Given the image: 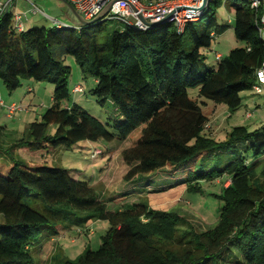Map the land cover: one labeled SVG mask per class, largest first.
Returning <instances> with one entry per match:
<instances>
[{
	"label": "trees",
	"instance_id": "16d2710c",
	"mask_svg": "<svg viewBox=\"0 0 264 264\" xmlns=\"http://www.w3.org/2000/svg\"><path fill=\"white\" fill-rule=\"evenodd\" d=\"M223 1L211 0L182 31L167 22L139 29L123 20H114L122 24L120 29H108L105 16L88 25L54 18L49 26L34 23L18 30L10 6L0 15L3 86L12 91L22 79L54 86L51 105L9 146V151H19L28 159L0 162V264H34L30 251L43 229L49 239L60 225H75L92 234L87 226L92 220L109 223L99 247L86 246L61 264H264V164L257 169L264 160V126L249 130L237 125L223 140H215L204 133L208 117L189 95L190 89L199 88V97L233 111L242 105L241 93L252 89L256 70L264 62L260 31L264 0L257 5L255 0H225L234 12V36L240 45L215 58V66L200 70L205 59L201 50L210 48L226 28L218 24L215 12ZM96 32L105 33L102 43ZM57 45L63 46L60 57L54 54ZM67 55L83 75L94 78L89 92L96 103L113 105L111 125L72 101ZM50 125H55L53 134L47 133ZM85 140L129 142L121 152L128 168L122 177L125 186L160 172L167 173L163 180L176 178L173 184L146 187L139 193H164L178 184L197 189L202 181L226 176L229 184L219 195L217 223L195 231L174 211L128 200L135 195L130 191L115 204L111 198L102 199L69 169L45 162L55 149ZM223 150H231L224 166H218L220 158L210 170L197 165L200 158L218 156ZM241 150L250 154L251 162ZM29 201L41 202V211ZM230 247L241 258L232 260Z\"/></svg>",
	"mask_w": 264,
	"mask_h": 264
},
{
	"label": "rangeland",
	"instance_id": "374dc122",
	"mask_svg": "<svg viewBox=\"0 0 264 264\" xmlns=\"http://www.w3.org/2000/svg\"><path fill=\"white\" fill-rule=\"evenodd\" d=\"M36 1L39 7L41 6L40 3H46L45 10L42 11L49 18L57 16L56 18L62 20L64 17L53 6L58 5L56 0ZM25 6L24 0H17L13 14L21 13ZM215 12L218 24L226 25V28L224 32L216 35L210 48L201 50L205 55L203 63L200 64L201 71L215 66L217 63L215 60L216 54L225 56L232 48L240 45L234 36V12L228 7L225 0L216 8ZM33 17L39 20L40 14ZM204 20H206V16L203 17ZM44 24L49 26L50 20L46 19ZM34 25H39V23ZM105 25L108 29H120L122 27L119 21L110 19L105 21ZM96 33L98 42L102 43L105 40V33ZM54 54L56 57H60L63 54V46H55ZM64 63L70 66L71 71L68 87L71 89L76 84H82L85 89L83 94L72 93L74 97L81 102L88 112L99 118L104 124L108 123L111 125L114 113L113 105L110 101H106L104 105H99L89 92L94 86V78L90 75H83L71 55L66 56ZM0 89V91H3V98H10V100L22 105V110L11 116L7 114L5 109L0 110V129H5L1 126L6 125L5 131H0V162L11 164L14 159H28L21 152L16 150L9 151V146L20 138L22 134L26 133L29 123L39 120L42 113L51 105L54 86L47 81L22 79L20 86L12 91L7 90L1 82ZM198 89H190L189 95L192 99L198 101L203 113L208 117V125L204 133L211 138L223 140L227 132L237 125H244L249 130L264 126V96L256 94L253 89L245 90L241 93L242 105L233 111L229 110L224 104H216L210 99L199 97ZM3 98L2 100L4 101ZM248 112H250V116H247ZM108 128L110 127L108 126ZM54 130L55 125H50L47 133L53 134ZM128 145V141L120 142L117 140L110 142L104 140L79 141L70 148L61 147L55 149L44 160L48 165L69 169L75 178L89 182L96 194L102 199L111 198L115 204H118L122 201L118 197L123 196L120 190L123 185L121 179L128 169L122 160L121 152ZM241 151L251 162L253 158L250 154L243 150ZM230 156L231 150H223L218 156L209 154L200 158L197 161V165H201L204 170H210L217 167V158L222 160L218 166H224ZM262 164H264V160L258 164V170ZM108 170L111 172L109 176H107ZM166 174V172L157 173L144 182L137 183L133 189H130V192L141 191L146 187L151 189L159 185L173 184L176 181L175 177L169 176V179H162ZM228 184L229 179L224 176L213 181H202L197 189L186 190L183 184H178L164 193L141 192L142 194L139 193V195L128 197V200L149 203L152 208L158 210L174 211L184 219L187 227L190 226L193 230L199 232L212 228L217 223L222 205L219 195L222 187ZM148 194L149 197H147ZM28 204L41 211V202L29 201ZM87 226L94 231L92 234H88V230H78V226L75 225H60L57 227V234L50 239L47 229H43L37 240L33 242L34 244L30 251L34 264H61L60 262L64 258L72 259L78 256L86 246L90 249H97L100 245L101 236L108 228L109 223L106 220H92L87 223ZM228 252L232 260L241 258L238 251L232 247H230ZM227 257L229 256L225 255V261L229 259Z\"/></svg>",
	"mask_w": 264,
	"mask_h": 264
},
{
	"label": "built area",
	"instance_id": "2783aa9c",
	"mask_svg": "<svg viewBox=\"0 0 264 264\" xmlns=\"http://www.w3.org/2000/svg\"><path fill=\"white\" fill-rule=\"evenodd\" d=\"M111 0H69V3L77 11V13L84 20H92ZM135 8H137L143 18L149 22H156L163 17H165L171 10L177 6H191L199 7L203 0H128ZM126 0H116L112 3L111 7L106 11V13L100 17L108 20H123L139 29H148L147 24H145L141 18L138 16L132 5ZM211 0H206L202 8L198 9H187L179 8L173 11L169 16L161 21L172 23L178 31H182L183 26L188 21H194L199 18L201 13L207 7ZM258 0L253 2L257 5ZM11 0H0V15L10 6ZM29 13L36 14L40 13L46 19L53 20L54 18H49L41 9L31 3L29 8ZM194 11V12H188ZM98 18V19H100ZM24 16L22 13H15L13 15L14 25L18 30L24 29ZM97 20V19H96ZM264 23V18L261 19ZM261 32H264V28H260ZM221 55L216 54L215 58H220ZM252 89L256 94H264V62L256 70V80ZM74 93L82 92V86L76 84L73 88ZM6 110L8 115H14L17 111L22 110V105L16 102L6 104L0 98V109ZM92 232V231H91Z\"/></svg>",
	"mask_w": 264,
	"mask_h": 264
},
{
	"label": "crops",
	"instance_id": "0c3cea01",
	"mask_svg": "<svg viewBox=\"0 0 264 264\" xmlns=\"http://www.w3.org/2000/svg\"><path fill=\"white\" fill-rule=\"evenodd\" d=\"M25 1V3H26V6H25V8L22 10V12L21 13H23L24 14V27H25V29L26 28H28L31 24H34V23H39V24H44V22L46 21V18L45 17H43V15H41L40 13H36V14H31V13H29V8H30V4L32 3V4H34L35 6H37V1L36 0H24ZM57 2H58V5H53L55 8H57V10H59L60 11V13H62L63 15H64V17L62 18V20L61 21H63V22H66V23H70V24H73V25H79L78 23V20L76 19V17L74 16V14L72 13V11H71V9L68 7V5H66L63 1H61V0H56ZM16 4H17V0H11V3H10V9H11V11L13 12V10H14V7L16 6ZM41 4V6L39 7V6H37L39 9H41V10H45V7H46V3H40ZM13 7V8H12ZM50 7H52V6H50ZM15 12V11H14ZM37 14H40V19L38 20V19H36L35 17H33V16H35V15H37ZM28 16V17H27ZM57 16H54V18H56ZM58 19V18H57ZM40 20H42L41 22H40ZM45 25V24H44ZM1 90V89H0ZM78 94V93H77ZM81 94H83V93H81ZM258 95H262V96H264V94H258ZM0 98L2 99L3 98V91H0ZM71 98H72V101H74V102H77V103H79L81 106H82V104H81V102L79 101V100H77L75 97H74V95L73 94H71ZM4 99V102L5 103H12V102H15V101H13V100H10V98H3ZM51 101H52V98H51ZM64 105H67V103H65ZM1 109H3V108H1ZM0 109V110H1ZM247 116H250V112H248L247 113ZM2 128H5L6 129V125L5 126H1ZM5 129H0V131H5ZM17 152H19V151H17ZM111 172H109V170H108V174H107V176H109V174H110ZM121 183L123 184L122 185V187H121V195H124L125 194V192H128V191H130V189H133L134 188V185H131V186H125L124 185V183L122 182V179H121ZM134 192V194L135 195H139V192H136V191H133ZM142 194V193H141ZM116 197V196H115ZM131 197V196H130ZM147 197H149V194L147 195ZM119 198V197H118ZM120 198H122V197H120Z\"/></svg>",
	"mask_w": 264,
	"mask_h": 264
},
{
	"label": "water",
	"instance_id": "95a60500",
	"mask_svg": "<svg viewBox=\"0 0 264 264\" xmlns=\"http://www.w3.org/2000/svg\"><path fill=\"white\" fill-rule=\"evenodd\" d=\"M61 1H63L66 5H68V7L71 9V11H72V13L74 14V16L76 17V19L78 20V24L79 25H88V24H90V23H92L94 20H96V19H98V18H100V17H102L105 13H106V11L111 7V5H112V3L114 2V1H116V0H111L92 20H84L78 13H77V11L73 8V6L67 1V0H61ZM126 1H128V0H126ZM205 1L206 0H203L202 1V4H201V6H199V7H191V6H185V5H182V6H177V7H175L173 10H171L165 17H163L162 19H160V20H158V21H156V22H149V21H146L144 18H143V16L141 15V13H140V11L137 9V8H135L129 1V3L132 5V7L134 8V10L136 11V13L138 14V16L141 18V20L145 23V24H147L148 25V27H154V26H156V25H159V24H161V21L163 20V19H165L167 16H169L173 11H175V10H177V9H179V8H187V9H200V8H202V6H203V4L205 3ZM188 12H194V11H188Z\"/></svg>",
	"mask_w": 264,
	"mask_h": 264
}]
</instances>
